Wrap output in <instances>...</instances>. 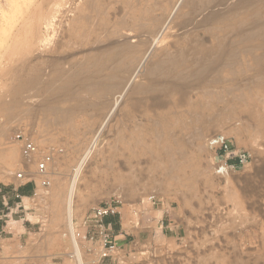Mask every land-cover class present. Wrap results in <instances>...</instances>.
I'll use <instances>...</instances> for the list:
<instances>
[{"label": "rangeland", "instance_id": "1", "mask_svg": "<svg viewBox=\"0 0 264 264\" xmlns=\"http://www.w3.org/2000/svg\"><path fill=\"white\" fill-rule=\"evenodd\" d=\"M45 1L47 0H0V62L2 61L0 63V96L5 95V97L2 96L4 101L0 99L2 100L0 102V153L5 148L16 147L21 156L14 163H9L0 157V180L19 185L33 178L38 184L36 194L29 199L24 198L23 208L15 207L13 213L11 212V218H8L10 232L5 235L0 249V264H79L69 255L73 253L75 247L71 235L67 232V215L64 214L60 219L57 205L52 201L53 189L42 187V177L37 170V159H27L23 156L22 143L16 138V133L19 132L31 136L40 146L42 154L52 149L61 151L57 155L58 157L60 154V157L58 160L56 158L57 162L55 161L56 163L52 166L51 173L52 178L55 179L53 184H60L63 188L68 185L72 166L76 164L82 152L77 151L76 145L84 149L90 141L96 139L92 151L93 158L82 172L81 180L76 187L74 217L76 231L86 232L84 218L99 203L119 200L122 202L120 215L123 220V232L122 237L117 235L119 246L117 256L104 260H101L99 255L101 248L99 238L94 240L79 238L85 264H264V88L249 86L247 92L255 94V99L245 104L239 102L233 109L225 108L229 97L223 98L218 107L226 118L219 117V123L212 126L201 144H188L184 148L192 163L186 164L181 170H174L171 177L162 178L158 174L155 177L148 171L135 175L127 174L126 178L122 179L114 176L117 174L118 163L122 161V157L115 150L117 133L122 124L128 123L123 106L134 96L135 86L152 84L148 69L151 63L159 60L161 49L166 47L176 49L178 43L193 34L198 40L208 45L216 44L217 36H220L224 38L227 46L239 49L244 45L242 34L239 31L226 30V25L246 16L245 13L248 15V11H245L248 8L241 7L243 14L233 19L228 17L233 6L227 3L231 1V3L239 4L244 0H203L206 3L211 1L208 3L210 5L203 8L204 10L200 9L199 0H180L179 6L176 10L174 9L168 21L163 20L168 25L163 21L159 22V29H161L158 33L160 35L158 44L155 43L154 37L147 38L142 31L121 30L125 37L132 36L133 40H145L146 46L152 48L147 54L149 56L144 60V66L139 68L135 76L133 75L134 79H131L123 92V97L120 99L123 101H119L121 105L112 111L104 122L103 128L96 134L95 129L103 119L89 107L76 108L70 123L66 126L62 125L64 120L61 116L50 115L43 110L41 104L44 91L42 90H38L36 96L29 102L19 105L16 99L19 97L18 79L21 75V66L18 65L22 63L20 58L23 59L26 54L31 55V48L33 50L31 45L34 44L37 35L36 25L40 21L39 18L42 19L47 13H52V10L53 12L56 10L57 25L52 30V33L56 32L55 36H51L47 42L48 47H53L60 42L67 43L66 38L63 37L64 32L72 22L79 19L78 14L83 8L93 4V10L104 9V20L110 21L115 27L125 20L130 11L127 5H135L138 0L97 2L95 0H48L52 1L50 4ZM258 1L260 0L254 2L257 3L255 8L261 9L259 5L263 4ZM39 11H41L40 15H38ZM168 31L171 36L173 34V38L170 35L168 37ZM164 32L167 33L166 36ZM178 33L182 36L178 37ZM158 35L157 39H159ZM167 37L171 38L168 40ZM13 43L17 45H11ZM88 50L68 52L67 49L56 56H65L63 66L65 70H68L73 63L82 62ZM70 54L71 56L67 57ZM34 57L30 58L31 63L36 59ZM14 63H17V67ZM92 64L93 62L90 61L83 67L89 69ZM262 69L264 70V65ZM6 70L7 73L10 71L12 74L10 72L7 74ZM15 74H18V77ZM254 74L259 75L256 70L249 72L251 76H255ZM7 87L12 89H9L8 94ZM79 89L87 100L99 101L92 93ZM9 94H14L15 97L11 98L12 95L9 97ZM192 97L197 99L196 96ZM181 110V108H175L170 115L168 111L162 109L155 112L152 118L160 122L167 121L169 125H172L178 114L182 112ZM27 111H29L28 114ZM133 113L138 114L137 111ZM147 123L150 129L153 128L151 135L162 130L161 127L152 125L150 121ZM171 129L180 133L179 127ZM234 130L237 132H233ZM182 137L190 142L192 131L188 130ZM216 137L227 141L234 151L229 153L219 151L212 145ZM41 139L44 141H39ZM172 148L173 151H177L179 146L175 144ZM237 152L246 154V164L231 171L223 170L226 172H222V175L217 173L219 166L217 162L234 157ZM71 155L73 161L68 164L67 158ZM232 159L234 158L230 161ZM20 172L26 174L25 178L17 177ZM177 177L179 179H176ZM152 196L155 197V201L151 200L149 203L145 200ZM165 212L172 213L176 225H180L178 236H172L162 228ZM124 237L128 239L125 240Z\"/></svg>", "mask_w": 264, "mask_h": 264}, {"label": "bare ground", "instance_id": "2", "mask_svg": "<svg viewBox=\"0 0 264 264\" xmlns=\"http://www.w3.org/2000/svg\"><path fill=\"white\" fill-rule=\"evenodd\" d=\"M211 1L207 2L210 3ZM199 2L200 9H205L210 5L203 0H199ZM254 2L252 0H244L239 4L231 3V1L230 3L226 2L227 5L231 4L233 6L231 14L228 16L233 17V19L243 14L244 11L241 7L248 8V10H245L248 11V15L245 13L246 16L233 20L229 25H226V30L239 31L242 34L244 45L239 49L227 46L228 44L224 38L215 34L218 39L216 44L208 45L198 40L193 34L178 43L176 49L172 50L169 47L161 49L159 60L151 63L148 69V76L152 78V84L135 86L133 88L134 96L123 106V111L127 113L128 123L122 124L117 133L115 150L122 157V161L118 163L117 174L114 175L116 178L122 179L126 178L127 174L135 175L144 171H148L153 176L158 174L162 178L171 177L174 170H181L186 164L192 163L184 148L188 144H201L212 126L219 123V117L226 118V115L218 107L223 98L229 97L225 108L233 109L239 102L245 104L255 99V94L247 92L249 86L255 85L264 88V70L262 69L264 65V0L258 1L263 4L259 5L261 9H256L255 5L257 6V3ZM179 4L180 0H138L135 5H127L130 11L125 20L119 22L115 27L111 25L110 21L104 20V9L93 10V4H91V6L83 8L78 14L79 19L72 22L65 30L63 37L66 38L67 43L61 44L60 42L53 47H48L47 42L51 36L56 34L55 31L52 33V30L57 25V13L55 9L54 12L52 10V13H47L42 19L39 18L40 21L37 20L39 21L36 25L37 35L34 44L31 45L33 47V50L31 48V55L23 54V59L20 58L22 63L20 62L21 65L18 66H21V75L19 79L16 78L19 81L17 103L20 105L29 102L36 96L38 90H42L44 91V98L41 107L47 114L61 116L64 120L62 125L66 126L70 123L76 108L85 109L89 107L95 111L96 115L98 114L99 118L103 119L102 123L95 129L96 134L103 128L104 122L112 111L118 109L121 105L123 100L120 99L123 97V92L128 87L131 79H134V74H137L139 68L144 66V60L147 59L149 56L147 54L152 48L146 46L145 40H133L132 36L125 37L121 30L142 31L147 38L154 37L155 43L158 44L160 41L158 33L161 29H159V22L168 21L167 19H169V16L171 17ZM39 12L38 15L41 14V11ZM32 16L34 15L32 14ZM194 19L197 20V18ZM27 20L25 19V21ZM177 28L181 30V28ZM164 33L162 35L166 36L168 33L169 37V31ZM13 34L15 36V33ZM180 34H177L178 37L182 36ZM157 35L159 39H157ZM171 37L173 38V34ZM11 45L17 44L13 43ZM67 49L68 52L89 50L82 62L73 63L70 69L65 70L63 66L65 56L56 55ZM33 56L36 59L31 63L30 58ZM69 56L71 54L67 55V57ZM90 61L93 64L89 69H85L83 65L88 64ZM17 63L19 64L18 60ZM17 63H14L16 67ZM252 70L258 71L259 75H249ZM10 73L12 74V72ZM15 75L18 77V74ZM9 82L11 81L9 80ZM10 88L7 89V94ZM79 88L87 93H92L99 101L91 102L87 100ZM11 95L8 96L12 98L14 94ZM191 95L196 96L197 99H193ZM2 96L5 97V95ZM2 96H0V99L3 98ZM119 101L121 102L119 103ZM175 108H181L182 112L178 114L175 123L172 125H169L167 121L160 122L152 118L155 112L162 109H165L171 115ZM134 111H137L138 114H134ZM147 121H150L156 127H161L162 130L151 135L153 128H149L150 125ZM174 127H179L180 133L172 131L171 128ZM188 130L192 131L190 142L185 141L182 137ZM233 132H237V130ZM44 139L39 141H44ZM208 139L207 143H209ZM32 140L38 145L33 138ZM95 142L96 139L90 141V144L84 149L76 145L77 151L82 152L76 164L72 166L69 183L66 187L63 188L60 184H53L55 179L52 178L51 169L57 162L56 158L59 159L60 154L58 157V153L54 156V160L44 176L50 180L49 188L53 189L52 201L57 205L60 219L64 214L67 215V232L71 235L75 247L73 253L69 255L75 258L79 264L85 263L74 224L77 199L76 187L81 180L82 172L93 158L94 153L92 154V151ZM175 144L179 146L177 151H173L172 148ZM0 157L9 163H14L21 156L16 147H8L0 153ZM67 160L69 164L73 161V156H69ZM178 177L180 178V176ZM178 177L176 179H179ZM178 181L181 182V180ZM145 200L151 203V198H145Z\"/></svg>", "mask_w": 264, "mask_h": 264}, {"label": "built area", "instance_id": "3", "mask_svg": "<svg viewBox=\"0 0 264 264\" xmlns=\"http://www.w3.org/2000/svg\"><path fill=\"white\" fill-rule=\"evenodd\" d=\"M16 138L22 143L23 156L29 159H37V170L41 177H43L41 184L43 187H49L50 180L44 176L47 174L48 167L53 162L55 154L61 151L52 149L42 154L38 145H36V143L29 135L19 132L16 133ZM214 139L215 143L212 145L214 147H217L219 151H224L226 153L234 151L233 147H231V145L224 139H220L218 137ZM231 158H234L236 162L232 163L230 161ZM231 158L228 157L217 162V165L219 164L217 173H220L222 175V172L231 171V169H236L239 166H244L247 162V156L243 152H237L235 153L234 157ZM25 176L26 174L24 172H20L17 174V177L20 179L25 178ZM36 192L37 191H35L34 194H36ZM154 199L155 197L152 196L151 200L155 201ZM120 203L122 202L119 200H110L99 203L96 207L89 211L84 218L83 224L86 227V232H77V237L80 239H100L101 248L99 251V255L101 260L113 258V256H117L118 254L119 246L117 243V238L113 234V224L108 223L106 221V218L109 216H119L121 214ZM15 207L19 209L20 205H16ZM8 211L12 212L10 207H8Z\"/></svg>", "mask_w": 264, "mask_h": 264}, {"label": "crops", "instance_id": "4", "mask_svg": "<svg viewBox=\"0 0 264 264\" xmlns=\"http://www.w3.org/2000/svg\"><path fill=\"white\" fill-rule=\"evenodd\" d=\"M231 162H236L235 159H232ZM38 184L33 178L28 181L16 184V183H7L0 180V249L2 248L5 235L10 232V221L7 217L11 218L13 209L16 205H20V208H23L24 198H30L34 195V192L37 191ZM8 207L11 208V211H8ZM19 208V209H20ZM21 211H23L21 209ZM108 223L113 224V234L118 237H122L123 232V220L122 215L120 216H109L106 218ZM162 228L167 231L172 236H178L180 233V225H176L174 215L172 213L163 214ZM125 240L128 239L124 237Z\"/></svg>", "mask_w": 264, "mask_h": 264}]
</instances>
